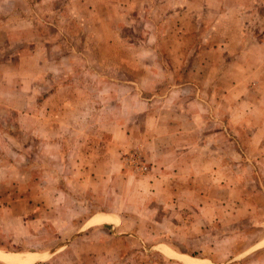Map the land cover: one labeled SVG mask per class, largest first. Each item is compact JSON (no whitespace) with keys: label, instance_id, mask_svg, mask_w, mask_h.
Wrapping results in <instances>:
<instances>
[{"label":"crops","instance_id":"1","mask_svg":"<svg viewBox=\"0 0 264 264\" xmlns=\"http://www.w3.org/2000/svg\"><path fill=\"white\" fill-rule=\"evenodd\" d=\"M103 1L0 0V49L19 46L18 56L0 60V111L28 126L29 140L40 143L47 157L46 163L31 160L23 172L0 163V223L45 225L58 236L69 235L74 224L86 233L108 227V237L141 243L157 238L151 241L155 249L170 257L183 255L161 239L176 231L227 251L248 230L259 237L252 246L264 247V0H120L127 14L160 18L139 23L150 30L138 54L143 64L151 61L148 69L142 66V85L126 81L120 89L111 87L105 104L95 82L73 87L70 77L112 81L128 77L126 71L119 74L112 66L71 76L70 70L52 71L55 57L48 56L61 41L72 51L91 45L66 39L64 20L85 6L94 13ZM117 1H104L103 10ZM115 28L112 24L111 34L97 42L112 56L119 46L128 51L134 45ZM41 44L49 47L44 54ZM70 57L62 54L60 66L71 63ZM47 72L68 81L37 104L35 83ZM91 123L100 135L74 137L75 127L87 130ZM102 133L108 136L103 150L97 144ZM9 140L0 132L4 154L12 151ZM132 149L141 151L146 172L124 167L123 155ZM16 155L27 164V155ZM25 171L28 177L11 176ZM103 190L107 200L99 201ZM91 192L95 197L88 199ZM91 240V252L105 248L101 239Z\"/></svg>","mask_w":264,"mask_h":264},{"label":"rangeland","instance_id":"2","mask_svg":"<svg viewBox=\"0 0 264 264\" xmlns=\"http://www.w3.org/2000/svg\"><path fill=\"white\" fill-rule=\"evenodd\" d=\"M104 1L107 2L108 0ZM103 2L96 6L95 10L93 11L94 13L90 12L92 7L89 8L85 6V9L80 8L76 11L79 14L74 13V17L71 18V16H67V18L64 20L65 22H68L67 28H69L66 39L71 41L77 38H79L81 41L86 40L87 44H91L86 46L87 49L80 47L79 50L72 51V45L66 46L63 44L65 42L62 43L61 41V45L51 49L48 56L50 59L52 56L55 57V61L51 65L52 71H66V73L70 72L71 76H73L75 73H82L87 70L98 73L100 69H102L103 71L107 72L110 71L109 68L112 66L114 70H118L119 74L126 71L128 73V77L112 79V81L108 78L99 76L93 78L83 75L81 79L70 77V82L72 85H74L73 87H78L79 83H82L86 87L90 88L95 82L94 85L96 87H100L103 90V94L101 96L103 97L102 101L105 104L109 100L107 92L111 87L113 88L116 85L117 89H120V86H124L126 81L133 82L134 84L137 83L138 86L142 85L140 83V76L143 71L142 66L144 65L146 66L144 69H148L147 66L151 61H149V63L143 64L138 54L141 48V39L143 37H147L150 30L141 29V24L139 23L143 20H153L155 17H160L156 15L147 16L143 15L142 13V15H131L132 12L127 14L122 10L123 8L121 7L120 0L117 1V4H115L116 6L113 7L112 10L106 11L105 9L103 10ZM139 3H141V0H133L132 4ZM152 3L153 0H151V4ZM62 4L63 3L60 2L59 6L61 7ZM134 9L138 10L136 8ZM46 10L47 7L44 6L42 12L39 14L40 18L44 19L46 16L44 15ZM131 21H133L131 23V25L134 24L133 27L128 25ZM162 21L164 22L163 19ZM105 23L107 24L106 28L104 27ZM100 24H102V26H100ZM112 24L115 25V30L119 38L121 37L122 40L128 39L130 42L133 40L134 42L133 48H130L128 51L125 50L123 45L119 46L115 51V56H112L108 53L103 43L98 46V39L103 41L105 36H109L111 34L112 31L110 30V26ZM170 32L171 34L173 33L172 30ZM32 33L34 35L35 31L33 30ZM41 33L42 31H39L38 34L40 35ZM41 45L42 46H39V49L40 52L44 54L47 52L49 47H46V49L44 47L45 45ZM10 46L7 45L4 46L3 49H0V60H8L10 57H16L19 55L17 52V47L19 46L15 45L12 48H10ZM26 48H28V46ZM69 50L72 52H69ZM64 53L71 54V63H65L64 66H60L62 65L60 63V59H62V54ZM96 57H98V61H96ZM9 63L10 65L14 64L13 59ZM156 64L158 63H155L154 66ZM152 69L155 70V72H160L161 70L160 68ZM62 75L63 74H59L60 77L57 76L55 78L52 77V73L47 72V74L41 76V78H39L35 83L39 94H37L38 98H34V102L40 104L42 102V97L45 98L48 91H53L57 87L61 86L62 83H65L66 80L68 81V78H62ZM154 80H158V78H154ZM8 81L9 80L6 81V85L13 88L12 83ZM133 87L135 88V86ZM42 114L43 116L41 119L45 117V113L42 112ZM100 116L101 118L105 117L104 111L100 114ZM139 118L140 117L136 116L134 119L139 122ZM92 124L93 123L88 126L87 130L86 128L77 129L75 127V133H73L74 137H82L81 135H89V137L94 134L100 135L101 132L98 129V125L96 124L93 126ZM26 127L27 128H23V126H19L17 124L14 114L0 111V132L5 133L7 137L10 138L9 141H6V145L12 150H6L7 152L5 154L0 150V163L20 169V172H23L22 169H24L25 165L30 166L32 164L31 160H34L35 162L41 161L40 163H46L47 158L45 155V148L42 147L39 150L40 143L29 140L30 129L28 126ZM101 139L102 141L97 144H100L101 150H103L105 148L104 142L108 140V136L102 133ZM17 152L27 155L25 159L27 164H23L24 158H18L19 156L17 157ZM36 153L38 158H36ZM133 153L139 154L140 159L144 161L141 151L132 149L123 155V161L125 163L124 167L126 169L133 170L135 173H144L139 172L135 167L127 163L126 159ZM43 173L44 172H40L38 177H43ZM27 174H29V171H25L23 174L12 173L11 176L17 179L22 178V176H27ZM91 195H93L92 192L87 194V198L90 199ZM106 195H108V191L103 190L99 201L107 200L105 198ZM93 197H95V195H93ZM45 216L46 215L43 217ZM9 225L10 224L6 225L5 222L0 223V264H264V247L255 248L252 246L259 240V237L253 236L256 233L248 232V230L246 232V236L239 240V243H235L237 246L232 245L227 251L225 245H211L209 244L210 241L208 240V243H204L206 240L204 238L200 237L197 239H192L187 236L184 237L182 232L176 231L174 234H169L167 238L161 239L162 243L168 244L171 246V248L181 252V255H183L170 257L165 253L155 249L156 243H152L151 241H157V238L149 239L147 242L141 243L139 240L133 237H108L107 232L111 230L108 227H105L104 230H97L95 232L90 230L86 233L84 231H80L76 227L77 225L74 224V226H71L72 230L69 232V235L62 236L60 234L58 236L59 233L57 230H51L49 229V226L45 225L41 227V225L34 224L30 226L29 229H25L23 224H16L14 227ZM58 229H61V227ZM89 232L92 233L89 234ZM84 236H87L89 240ZM92 238L97 241H100L101 239L104 242L105 248L96 247L95 252H91L88 247L90 243L92 244L95 242L94 240H91ZM103 250H106V252ZM186 256H190L193 259L182 258Z\"/></svg>","mask_w":264,"mask_h":264},{"label":"built area","instance_id":"3","mask_svg":"<svg viewBox=\"0 0 264 264\" xmlns=\"http://www.w3.org/2000/svg\"><path fill=\"white\" fill-rule=\"evenodd\" d=\"M126 161L129 165L135 167L139 172H146L147 170L148 166L140 159L139 154L133 153L126 159Z\"/></svg>","mask_w":264,"mask_h":264}]
</instances>
